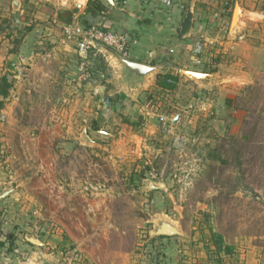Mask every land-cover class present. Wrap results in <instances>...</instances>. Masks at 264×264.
Segmentation results:
<instances>
[{
	"label": "rangeland",
	"instance_id": "1",
	"mask_svg": "<svg viewBox=\"0 0 264 264\" xmlns=\"http://www.w3.org/2000/svg\"><path fill=\"white\" fill-rule=\"evenodd\" d=\"M217 1L221 36L229 38L218 48L213 86L186 89L172 112L183 125L158 144L142 139L137 150L139 126L123 122L122 132L112 118L98 121L97 50L106 45L84 55L81 24L54 21L62 0H0V80L13 83L0 109V197L25 256L186 264L182 249L201 264H264V0ZM82 67L91 80L81 79ZM106 128L109 139L98 132ZM166 221L182 234L158 236Z\"/></svg>",
	"mask_w": 264,
	"mask_h": 264
},
{
	"label": "crops",
	"instance_id": "2",
	"mask_svg": "<svg viewBox=\"0 0 264 264\" xmlns=\"http://www.w3.org/2000/svg\"><path fill=\"white\" fill-rule=\"evenodd\" d=\"M70 1L55 2V22L59 21L63 26L81 24L82 32L96 24L105 30L128 35L135 41L126 56L108 46L97 50L102 59L97 77L103 80V84L97 88L104 94L103 113L100 114L98 121L105 124L115 122L119 126L128 121L133 126H139L141 129L138 133L142 138L138 135L132 138L134 140L139 138L140 145L137 150L143 145L142 139L148 138L152 145L158 144L157 141L165 138L164 134L167 132L160 123L159 116L166 115L174 124V130L183 125L181 116L172 113L179 112L184 105L180 100L181 95L188 88H196L197 92H201L203 88L205 90L210 88L218 76L216 70L215 74L212 70L217 69L220 59L218 48L229 38L221 36L220 13L224 12L218 9V1L204 0L194 3L189 0H100L106 10L96 17L86 14L90 0H76L80 2L74 6L72 3L69 4ZM66 11L75 12L71 24L58 19V13ZM188 18L190 23L185 29ZM53 38H55L51 39L53 42L63 44L61 38ZM236 55L238 58L241 53L237 52ZM246 63L248 64V60H245ZM168 77L173 78L175 82H168ZM99 79H95L94 84L99 83ZM164 82L174 84L173 89L164 88L162 85ZM170 95L171 98H167L169 104L164 101L158 106L149 103V101L153 102V99L158 102V99H166V96L170 97ZM177 117L179 120L174 122ZM108 129L98 132L103 138L109 139L112 135ZM127 129L129 128L123 129L122 126L121 131ZM125 141L117 143L124 146ZM93 143L96 141L91 142ZM119 148L122 150V147ZM151 148L154 152L158 151V147ZM1 197L0 264H49L33 252L27 255L30 259L25 262L26 248L21 242V235L10 234L7 231V223L3 218H9L6 216V205L9 201H3ZM16 238L17 241L14 242ZM27 239L33 244V249L37 251L45 249L40 247L42 244ZM167 239L173 238L167 237ZM178 254L180 258L184 254L195 256L182 249ZM48 256L50 264H57L50 255Z\"/></svg>",
	"mask_w": 264,
	"mask_h": 264
},
{
	"label": "built area",
	"instance_id": "3",
	"mask_svg": "<svg viewBox=\"0 0 264 264\" xmlns=\"http://www.w3.org/2000/svg\"><path fill=\"white\" fill-rule=\"evenodd\" d=\"M84 46H82V52H84L87 57V50L95 47L96 42H100L125 56L129 53V49L131 45L135 43L128 35L114 33L109 30H105L103 28H99L97 26L88 27L84 31ZM84 67V66H83ZM83 70L81 79L82 80H91L93 77V73L88 70ZM160 123L166 128L168 133H172L174 131V124L166 115L159 116ZM180 140V137L177 136V141ZM189 260L186 264H201L197 262L195 256L187 257ZM186 258V259H187ZM233 264V263H229Z\"/></svg>",
	"mask_w": 264,
	"mask_h": 264
},
{
	"label": "trees",
	"instance_id": "4",
	"mask_svg": "<svg viewBox=\"0 0 264 264\" xmlns=\"http://www.w3.org/2000/svg\"><path fill=\"white\" fill-rule=\"evenodd\" d=\"M105 10H106V8L100 0H90L88 3L87 9H86V14L91 15L93 17H96L99 14L103 13ZM74 15H75L74 11L59 12L58 13V19L60 21L67 23V24H71L73 22ZM189 21H190V19L188 18L187 25L185 26V29L188 28V24L190 23ZM167 81L168 82L174 81V79L171 77H168ZM162 85L164 88H167V89H173V87H174V84L173 85L171 83L167 84L166 82H164ZM12 88H13V83L10 82L8 77L5 76L0 80V98H1L0 109L4 108L5 100L8 99V97L10 96ZM162 237H164V236H162ZM217 247L219 250H221V248H222L221 240H220V244Z\"/></svg>",
	"mask_w": 264,
	"mask_h": 264
},
{
	"label": "water",
	"instance_id": "5",
	"mask_svg": "<svg viewBox=\"0 0 264 264\" xmlns=\"http://www.w3.org/2000/svg\"><path fill=\"white\" fill-rule=\"evenodd\" d=\"M107 101H109V99H106ZM179 120V118H175L174 122H177ZM155 233L158 236H165V237H170V236H175V235H181L182 232H180L179 228L176 225H173L171 222L166 221L163 222L161 225H159L156 230Z\"/></svg>",
	"mask_w": 264,
	"mask_h": 264
}]
</instances>
